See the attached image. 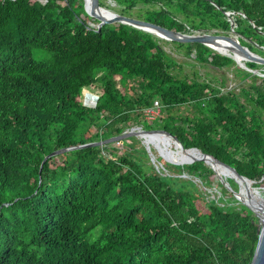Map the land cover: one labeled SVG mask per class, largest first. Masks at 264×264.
<instances>
[{
    "label": "trees",
    "instance_id": "1",
    "mask_svg": "<svg viewBox=\"0 0 264 264\" xmlns=\"http://www.w3.org/2000/svg\"><path fill=\"white\" fill-rule=\"evenodd\" d=\"M110 1L119 15L148 6L138 16L167 32L231 34L264 58V0ZM159 40L83 0H0V264H250L252 208L199 190L214 176L238 188L232 176L192 155L147 166L134 136L69 149L141 127L174 153L194 150L264 188V66L172 42L246 82L223 90V80L183 73ZM89 87L100 89L94 106L81 102ZM154 102L167 114L147 121ZM182 106L186 115L169 113Z\"/></svg>",
    "mask_w": 264,
    "mask_h": 264
},
{
    "label": "water",
    "instance_id": "2",
    "mask_svg": "<svg viewBox=\"0 0 264 264\" xmlns=\"http://www.w3.org/2000/svg\"><path fill=\"white\" fill-rule=\"evenodd\" d=\"M83 1L94 15L102 17L106 19L108 22H117V23L125 24L135 29L150 33L158 38H161L169 42L202 44L221 54L230 56L235 61V63L239 65H243V62L245 61H252V62H256L264 66V58L259 57L258 55L250 52L246 47L239 45L238 43L234 42L229 37H224V36L220 37V36H215V35L207 34V33L180 34V33L167 32L161 29L160 27L152 23L146 22L144 20L128 18L122 15L113 13L109 11L108 9L99 6L96 0H83ZM252 72L254 73L255 71H252ZM262 75L264 76V74ZM130 136L141 138L143 143L146 145L147 152H150L151 147H153L155 150L158 151L159 155H161L158 147L152 141H149L148 139L149 137H151L152 139L159 141L157 136L151 132L143 131L141 127H133L130 130L125 131L123 134L119 136L112 137V138L102 140V141H98L95 143H88V144H84L80 146L70 147L69 149L85 148L89 146H103V145L110 144L113 142H119V141L125 140L126 138ZM69 149H63V150L50 153L43 159L42 164L48 158L55 156L56 154L62 153L63 151H66ZM185 153L188 155L197 156L203 159L204 161H206L207 163H209L216 169H219L220 171H222L224 175L228 174L232 176L234 179H236V182L239 186L241 203L249 205L252 208L254 215L258 218V223L256 227V233L258 234V241H257L254 254H253L250 264H264V198L256 199L255 197L251 196L249 192L250 188L247 185L243 186L244 182L238 179L237 176L234 173H232L230 169L222 167L219 164H216L213 161L204 158L199 152H196L194 150H190ZM161 156L164 157L163 155ZM166 159L171 160L170 157H166ZM244 188L246 189V192H247L246 195L248 199L246 197L244 198L243 196L242 191L244 190Z\"/></svg>",
    "mask_w": 264,
    "mask_h": 264
},
{
    "label": "rangeland",
    "instance_id": "3",
    "mask_svg": "<svg viewBox=\"0 0 264 264\" xmlns=\"http://www.w3.org/2000/svg\"><path fill=\"white\" fill-rule=\"evenodd\" d=\"M103 3L105 5L104 8H107L109 11L119 14V12L122 11V8L119 7L118 5H116V3H114L113 1L110 0H103ZM148 6H143V5H138L135 9H133L132 11L128 12V13H123L122 15L128 18H133V19H137V20H143L144 17L138 16L141 15L145 9ZM199 33V32H196ZM222 37L225 36V33L220 32V34ZM220 36V37H221ZM227 36L229 38L232 39H236L235 36L231 35V34H227ZM159 40V44L163 47V49L173 58L176 59V61L182 65L183 68V73L192 76L193 73L197 74V77L199 80H209V81H215V80H223L225 82V87L223 90L226 89H235L236 92L239 91V89L243 86L246 85V82L242 81L240 78L236 77L233 74V66H228V67H224L221 69H217L214 68L212 66L209 65H205V64H201L199 62L194 61L191 58H188L185 54L184 51L182 49H180L177 44H174L172 42L169 41H165L161 38H158ZM264 72V70H263ZM127 92H128V87L131 89L133 87H135V85L130 81L129 84H127L126 86ZM129 95H132V91L129 90ZM100 95V89L97 87H89L87 89H83L82 90V94H81V102L84 105H88V106H93L95 100L97 99V97ZM190 111V108L186 107V106H182L180 107V109H172L171 112H169L172 115H186L187 112ZM167 114V110H163V108L161 106H159L158 108H155L152 112V115L148 116L146 115V111H144V118L147 121H152L154 119H156L159 116L164 117ZM133 128V127H132ZM130 130V129H129ZM128 131V130H126ZM137 142H135L134 144V148H137L139 150V156L141 158H143V155L141 154V149L140 148H145L146 149V145L143 143L142 139L139 137H136ZM127 143L130 141H126ZM116 147H119L118 144H116ZM157 156H159V153L157 150H155L153 147H151V151L148 152V158H143L144 163L148 166V165H154L156 168H159L160 166L158 165V163L156 162V158ZM180 177L186 179L185 175H181ZM218 179L217 176L211 177V181L212 183L210 184H203L202 186L199 187V190L203 193V195H205V197L209 200L213 199L215 201H217L220 205H226V206H230L231 208H238L240 203H241V197H240V191H239V186L238 188H236L235 185H231L230 187H226L224 184V187L221 186L220 184H218L216 182V180ZM194 181L197 180L193 178ZM226 187V190L224 189ZM260 190V189H258ZM257 190H254L252 188H250L249 192L250 194L254 195L253 193H255V195L259 198H264V188L261 189V191L256 192ZM261 194V196H260ZM98 232H100V227L95 228L92 233L95 236L96 234H98Z\"/></svg>",
    "mask_w": 264,
    "mask_h": 264
},
{
    "label": "bare ground",
    "instance_id": "4",
    "mask_svg": "<svg viewBox=\"0 0 264 264\" xmlns=\"http://www.w3.org/2000/svg\"><path fill=\"white\" fill-rule=\"evenodd\" d=\"M149 141H152L157 147L158 149L160 150V154L163 155L164 157H170V158H182L188 154L184 153V152H180V153H174L172 154V150H170L167 146L165 145H160L156 140L152 139L151 137L148 138ZM222 172V171H221ZM245 184L243 183V186ZM249 187V186H248ZM250 188V187H249ZM243 192V196L244 198L246 197L247 198V192H246V189L244 188V190L242 191ZM254 194V193H253ZM251 196L255 197L254 195L251 194ZM256 199H258L259 197H255ZM248 199V198H247Z\"/></svg>",
    "mask_w": 264,
    "mask_h": 264
},
{
    "label": "built area",
    "instance_id": "5",
    "mask_svg": "<svg viewBox=\"0 0 264 264\" xmlns=\"http://www.w3.org/2000/svg\"><path fill=\"white\" fill-rule=\"evenodd\" d=\"M95 102H96V100H95ZM95 102H94V104H95ZM94 106V105H93ZM159 107V105H158V103L157 102H154V105H153V107L152 108H150V109H148V110H146V115H152V112H153V110L155 109V108H158Z\"/></svg>",
    "mask_w": 264,
    "mask_h": 264
}]
</instances>
